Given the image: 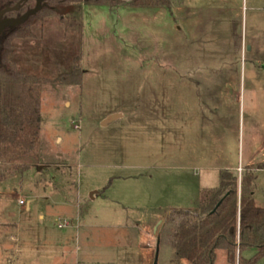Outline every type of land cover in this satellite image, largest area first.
<instances>
[{"label": "rangeland", "instance_id": "obj_1", "mask_svg": "<svg viewBox=\"0 0 264 264\" xmlns=\"http://www.w3.org/2000/svg\"><path fill=\"white\" fill-rule=\"evenodd\" d=\"M116 2L46 1L34 37L14 41L9 61L45 82L35 151L0 160V264H153L156 253L169 264V214L192 209L220 171L239 183L264 163V0ZM23 3L2 18L34 6ZM74 59L80 86L54 81ZM254 172L264 208V170ZM64 220L72 227L58 229ZM242 258L264 264L251 249ZM214 264H228L224 250Z\"/></svg>", "mask_w": 264, "mask_h": 264}, {"label": "trees", "instance_id": "obj_2", "mask_svg": "<svg viewBox=\"0 0 264 264\" xmlns=\"http://www.w3.org/2000/svg\"><path fill=\"white\" fill-rule=\"evenodd\" d=\"M20 1L0 0V10ZM52 1L59 5L90 2L106 6L119 0H49ZM130 4L168 8L170 0H132ZM43 9L45 16L53 15L49 8ZM31 19L11 28L0 49V59L5 64L0 67V160L4 162H10L16 154L35 151L40 131L39 91L45 80L22 74L8 59L15 40L34 37L29 28ZM62 22L68 27L77 25L73 19ZM74 62L70 73L54 81L80 86L82 71L76 59ZM254 170H264V163L246 167L239 183L233 172L220 171L218 186L201 191L192 209L169 214L165 222L169 226L165 236L173 252L169 264H179L182 259L191 264H214L216 250L226 252L228 264H243L242 254L249 249L255 255H264V208L257 207L253 199ZM6 177L0 173V181Z\"/></svg>", "mask_w": 264, "mask_h": 264}, {"label": "water", "instance_id": "obj_3", "mask_svg": "<svg viewBox=\"0 0 264 264\" xmlns=\"http://www.w3.org/2000/svg\"><path fill=\"white\" fill-rule=\"evenodd\" d=\"M28 0H21L18 2V4L15 5L14 8L11 9H4L0 11V34L3 30L7 28H15L18 26H21L24 24L29 18L35 16L37 13H39L43 7V3L49 0H33L34 6L30 10L24 12L20 17L18 18H2L3 15L12 12L13 10L17 9L20 3L26 2ZM132 1V0H131ZM153 264H157V253L155 256V259L153 261Z\"/></svg>", "mask_w": 264, "mask_h": 264}, {"label": "crops", "instance_id": "obj_4", "mask_svg": "<svg viewBox=\"0 0 264 264\" xmlns=\"http://www.w3.org/2000/svg\"><path fill=\"white\" fill-rule=\"evenodd\" d=\"M27 42H36V41L31 40V41H27ZM67 104H69V103L67 102ZM119 117H121V114H118V113L110 114V115H108V117H106L105 119L102 120V124L107 125V123L110 122V120L117 119ZM40 218L42 219V217H40ZM75 220L77 222V225H75V229H78L79 228L78 217ZM70 227H72V226H70ZM61 262H63V263H58V264H71V262H68V261H61ZM74 263L75 264L77 263V258L75 259Z\"/></svg>", "mask_w": 264, "mask_h": 264}, {"label": "built area", "instance_id": "obj_5", "mask_svg": "<svg viewBox=\"0 0 264 264\" xmlns=\"http://www.w3.org/2000/svg\"><path fill=\"white\" fill-rule=\"evenodd\" d=\"M71 125L75 130L80 129V123L77 121H72ZM18 204H22V201H18ZM70 226H72V223H71V221H68V220H64V221L60 222L59 224H57L58 229H64V228H67Z\"/></svg>", "mask_w": 264, "mask_h": 264}]
</instances>
